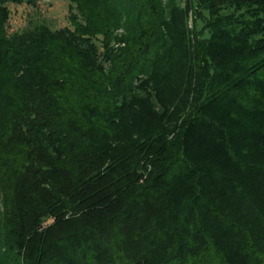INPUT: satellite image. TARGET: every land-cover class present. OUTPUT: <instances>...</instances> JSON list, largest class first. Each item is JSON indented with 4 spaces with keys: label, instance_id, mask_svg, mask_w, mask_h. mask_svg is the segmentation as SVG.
Instances as JSON below:
<instances>
[{
    "label": "trees",
    "instance_id": "16d2710c",
    "mask_svg": "<svg viewBox=\"0 0 264 264\" xmlns=\"http://www.w3.org/2000/svg\"><path fill=\"white\" fill-rule=\"evenodd\" d=\"M70 2L0 0V264H264V0Z\"/></svg>",
    "mask_w": 264,
    "mask_h": 264
},
{
    "label": "rangeland",
    "instance_id": "374dc122",
    "mask_svg": "<svg viewBox=\"0 0 264 264\" xmlns=\"http://www.w3.org/2000/svg\"><path fill=\"white\" fill-rule=\"evenodd\" d=\"M82 1L87 4L86 0ZM9 9V32L21 31L37 25L60 29L69 26V16L75 12V7L70 0H23L22 4H10ZM10 90L11 86L6 81V84L0 88V93L11 95ZM0 109L3 110V108ZM5 116L6 114L0 110V129L8 123ZM1 205L0 193V207Z\"/></svg>",
    "mask_w": 264,
    "mask_h": 264
}]
</instances>
